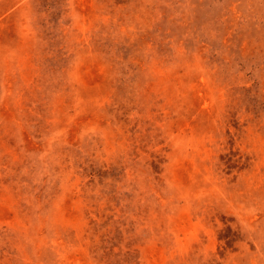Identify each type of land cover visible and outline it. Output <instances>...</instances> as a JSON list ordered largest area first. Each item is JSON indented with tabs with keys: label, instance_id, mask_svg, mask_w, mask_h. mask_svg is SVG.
<instances>
[{
	"label": "rangeland",
	"instance_id": "obj_1",
	"mask_svg": "<svg viewBox=\"0 0 264 264\" xmlns=\"http://www.w3.org/2000/svg\"><path fill=\"white\" fill-rule=\"evenodd\" d=\"M0 264H264V0H0Z\"/></svg>",
	"mask_w": 264,
	"mask_h": 264
}]
</instances>
